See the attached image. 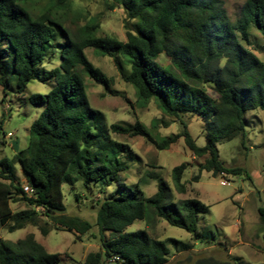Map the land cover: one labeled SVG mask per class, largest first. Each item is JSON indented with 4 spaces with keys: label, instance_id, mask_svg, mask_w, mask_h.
<instances>
[{
    "label": "trees",
    "instance_id": "trees-1",
    "mask_svg": "<svg viewBox=\"0 0 264 264\" xmlns=\"http://www.w3.org/2000/svg\"><path fill=\"white\" fill-rule=\"evenodd\" d=\"M71 1L0 0V88H9V75L16 77L17 93L31 81L50 87L46 95L27 99L43 107L30 126L27 148L0 160V227L12 233L30 226L42 237L62 231L81 240L92 226L64 215L62 186L115 184L119 194L97 202L99 251L89 254L84 264H236L190 255L170 263L168 244L178 249L177 241L152 238L147 230L126 232L135 221L148 227L157 218L197 240L198 216L208 214L209 207L196 198L175 202L173 190L161 177H153L156 190L148 198L138 185H125L120 176L127 168L118 155H135L112 135L140 137L158 151L182 139L193 158H204L192 182H198L202 172L212 178L240 175L241 169L227 168L219 160L216 145L239 137L244 148L245 113L264 111V63L247 48L252 30L264 38V0H246L234 21L221 0H105L108 11L117 8L123 13L124 42L98 36L94 22L67 28L65 11ZM40 3H45L42 8L31 9ZM85 49L111 59L135 91L136 104L143 108L152 102L164 117L177 120L181 131L155 137L138 121L108 125L104 114L90 106L84 78L110 95L115 93L112 79L88 61ZM56 60L58 65L52 67ZM123 67L128 68L126 74ZM185 114L202 121L204 146H197L188 133L181 119ZM186 169L180 164L171 171L180 194L185 193ZM24 186L31 192L25 193ZM11 204H22L25 210L14 212ZM257 213L264 223V207ZM180 247L187 252L191 246ZM60 263L61 255L48 253L33 235L15 242L0 237V264Z\"/></svg>",
    "mask_w": 264,
    "mask_h": 264
},
{
    "label": "rangeland",
    "instance_id": "rangeland-1",
    "mask_svg": "<svg viewBox=\"0 0 264 264\" xmlns=\"http://www.w3.org/2000/svg\"><path fill=\"white\" fill-rule=\"evenodd\" d=\"M231 21L239 17L241 6L246 0H221ZM45 3L33 11L39 10ZM62 13V12H61ZM66 27L71 30L79 29L89 23L97 24V35L107 36L124 42L123 13L120 9L107 10L105 0H72L65 11ZM247 48L264 63V38L257 31H251V45ZM88 61L99 68L107 77L112 79L111 89L114 94H108L104 88L95 84L89 78H84L85 91L90 106L104 114L108 125L126 123L133 125L136 121L142 123L155 137H167L178 134L181 126L177 120L164 117L159 109L151 102L140 108L136 104L135 91L126 84L113 61L107 57L95 56L91 49H85ZM160 61L167 63L161 57ZM58 65V60L52 64ZM46 65V68H50ZM126 74L128 68L122 69ZM9 88L4 92L0 88V160L11 159L17 151L28 146L29 129L32 122L42 112L43 107L30 104V95H46L50 87L37 81L27 84L22 93H17L16 77L9 75ZM210 92V89H208ZM181 119L187 126L188 133L199 147L205 145L203 123L192 115H182ZM244 148H241L239 137L216 145L219 160L227 168H239L242 173L238 176H219L212 178L209 173H200L199 181L192 182L198 174L197 165L204 158H193L182 139L165 151H158L140 137L112 135V138L129 146L135 156L128 158L126 154L118 155V159L126 166L121 173V179L130 188L138 185L145 197H151L156 190L153 177H161L173 190L175 202L196 198L209 207V213L198 216L197 229L201 234L195 240L185 231L170 227L165 222L153 218L148 227L142 221H135L126 232L147 230L155 239H173L177 241L178 249L168 244L170 255L168 261L183 260L187 255L192 259L213 258L218 261H233L236 264H264V223L259 220L257 210L264 207V111H248ZM160 120L168 122L163 127ZM157 125L154 129L151 126ZM10 134V135H9ZM180 164H186L187 169L182 176L185 193L175 191L171 171ZM17 176L24 183L21 170L16 166ZM64 215L78 217L87 221L92 227L89 234L81 240L68 232L52 230L42 237L33 227L7 233L0 227V237L15 242L33 235L50 254L61 255L60 264H84L86 257L99 251V233L95 226L97 202L104 197L116 196L119 188L115 184L109 186H94L87 188L81 182L72 186L63 185ZM15 211L25 210L22 204H11ZM107 239L109 234L105 233ZM181 244H187V252L179 250ZM108 264H114L108 262Z\"/></svg>",
    "mask_w": 264,
    "mask_h": 264
},
{
    "label": "built area",
    "instance_id": "built-area-1",
    "mask_svg": "<svg viewBox=\"0 0 264 264\" xmlns=\"http://www.w3.org/2000/svg\"><path fill=\"white\" fill-rule=\"evenodd\" d=\"M9 135H10V134H9ZM23 190H24L25 193H30V192H31V190H30L29 187H27V186H24V187H23Z\"/></svg>",
    "mask_w": 264,
    "mask_h": 264
}]
</instances>
